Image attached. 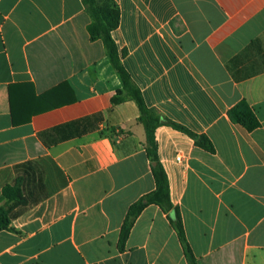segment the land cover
Masks as SVG:
<instances>
[{
    "label": "crops",
    "instance_id": "0c3cea01",
    "mask_svg": "<svg viewBox=\"0 0 264 264\" xmlns=\"http://www.w3.org/2000/svg\"><path fill=\"white\" fill-rule=\"evenodd\" d=\"M113 1L111 35L146 105L214 148L155 132L198 264H264V0ZM90 23L84 0H0V206L16 180L25 198L0 231V264H189L155 205L118 248L155 184L138 108L112 105L121 81ZM243 100L252 132L228 116Z\"/></svg>",
    "mask_w": 264,
    "mask_h": 264
},
{
    "label": "trees",
    "instance_id": "16d2710c",
    "mask_svg": "<svg viewBox=\"0 0 264 264\" xmlns=\"http://www.w3.org/2000/svg\"><path fill=\"white\" fill-rule=\"evenodd\" d=\"M84 6L91 16V23L87 27L90 40L102 41L107 57L121 81L122 88L118 90L112 97V105H119L125 100L129 99L133 101L138 108L139 115L137 122L141 124L145 130L146 141L144 143V149L150 162L151 173L155 184L153 191L140 197L137 201L129 206L120 228L118 248L120 251L125 249V245L133 224L141 212L147 206L155 205L166 214L168 221L176 230L188 263L198 264L197 259L194 257L192 250L186 240L179 208L174 206L171 202L169 181L165 169L158 156L155 132L160 126H169L172 129L185 134L194 140L197 146L208 152L213 153L214 148L207 137L199 136L189 129L164 118L156 109L150 108L146 105L141 91L135 85L131 76L123 66L122 59L126 55V50L119 51L111 35L119 24L120 16L119 9L115 2L113 0H84ZM12 88L13 86L9 87L12 122L13 124L17 125L20 123V121H17L14 114ZM44 98L45 96H42L39 100ZM51 106L54 107V105ZM48 108L49 107L44 106L37 111ZM228 116L232 123L241 125L248 132H252L260 126V123L253 110L244 100L232 107L228 111ZM2 198L5 199L6 202L4 205L0 206V231H13L14 229L11 226L10 213L15 207L25 204V198L20 186V181L16 180L12 185H5L2 189Z\"/></svg>",
    "mask_w": 264,
    "mask_h": 264
},
{
    "label": "built area",
    "instance_id": "2783aa9c",
    "mask_svg": "<svg viewBox=\"0 0 264 264\" xmlns=\"http://www.w3.org/2000/svg\"><path fill=\"white\" fill-rule=\"evenodd\" d=\"M178 161H180V158H177Z\"/></svg>",
    "mask_w": 264,
    "mask_h": 264
}]
</instances>
